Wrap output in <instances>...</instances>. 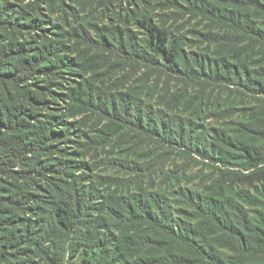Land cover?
<instances>
[{"label":"trees","instance_id":"16d2710c","mask_svg":"<svg viewBox=\"0 0 264 264\" xmlns=\"http://www.w3.org/2000/svg\"><path fill=\"white\" fill-rule=\"evenodd\" d=\"M155 3L159 22L142 15L133 30L52 19L56 0H0V264H264V116L199 119L209 87L261 101L264 68L258 80L223 52L189 49L169 24L200 18L208 48L232 43L228 31L264 56V26L238 10L264 4ZM149 145L218 172L170 194Z\"/></svg>","mask_w":264,"mask_h":264},{"label":"rangeland","instance_id":"374dc122","mask_svg":"<svg viewBox=\"0 0 264 264\" xmlns=\"http://www.w3.org/2000/svg\"><path fill=\"white\" fill-rule=\"evenodd\" d=\"M264 4V0H259ZM56 12L51 14V18L55 20H65L72 25L86 24L87 22H95L102 25L122 23L125 27L133 30L138 29L137 22L139 17L150 15L155 22H159V15L165 14L166 11L157 9L158 5L155 0H107L105 3L96 0L90 5L88 0H56ZM65 3V10L63 11L61 3ZM238 10L248 14L251 19L257 21L260 26H264V15L255 7H240ZM172 12V11H167ZM169 24L174 25V29L178 34H184L187 37L188 48L196 51L205 50L210 56H216L223 52L227 54L230 60L236 64H246L252 70L256 71V77L260 76L259 72L264 68V56L260 53V48L255 47L249 50L248 39L244 37H233L228 31H223L222 38L233 39L232 43L220 46L219 44H212L207 47V43L202 42V35L210 30L209 23L200 18H193L191 15L180 18L177 22L170 21ZM215 31V30H214ZM241 48H246L244 54H239ZM259 78V77H257ZM258 80H261L260 78ZM182 85H174L173 90H178ZM214 87V88H213ZM209 87L207 89L206 97L211 95L212 100H204L202 111L199 114L201 124L206 126H215L221 128H229L239 123H247L252 120L256 113L259 112L264 116V94L261 96V101L252 97L253 94L236 98L234 95L227 94L225 90L221 91L218 86ZM191 94H198L200 92L199 86L194 85ZM213 88V89H212ZM160 92L154 95L152 103H159ZM192 109H184L182 113L191 114ZM215 112L220 115L216 116ZM148 150L157 155L164 154L165 162L160 167L153 169L155 184L157 188L165 187L171 194L173 192L175 183L180 182L183 189L200 188L213 175L217 174L212 163L204 162L202 159H195L188 157L181 151L165 150L156 145H149ZM167 152V153H164Z\"/></svg>","mask_w":264,"mask_h":264}]
</instances>
